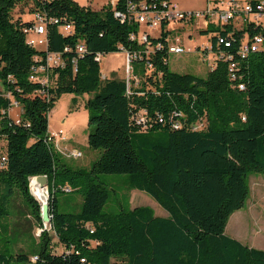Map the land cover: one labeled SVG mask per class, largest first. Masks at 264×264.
Instances as JSON below:
<instances>
[{
    "label": "trees",
    "instance_id": "1",
    "mask_svg": "<svg viewBox=\"0 0 264 264\" xmlns=\"http://www.w3.org/2000/svg\"><path fill=\"white\" fill-rule=\"evenodd\" d=\"M127 1L96 10L76 0H0V137L6 156L2 164L0 156V264H264L263 249L226 233L230 216L249 197L250 173H264V49L244 58L238 53L244 35L264 34V26L251 23L232 36L221 31L232 40L221 45L232 57L200 76L170 69L171 31L163 22L161 37L152 38L163 44L152 54L154 68L148 71L137 60L134 74L141 80L129 85L103 79L96 59L141 48L131 38L139 23L116 16L127 11ZM146 1L157 9L170 0ZM20 6L73 26L64 33L48 22V49L64 59L51 86L30 79L45 50L28 44L24 28L32 19ZM80 41L82 54L76 52ZM64 93L92 94L87 140L101 151L89 168L69 166L48 139L50 112ZM13 100L22 108L18 119L9 114ZM101 173L127 174L128 188L150 194L168 215L141 205L105 210L110 192L96 180ZM40 174L48 176L52 222L36 236L12 218L24 212L44 228L30 188ZM66 185L82 193L80 209L60 208L57 191H67Z\"/></svg>",
    "mask_w": 264,
    "mask_h": 264
},
{
    "label": "rangeland",
    "instance_id": "2",
    "mask_svg": "<svg viewBox=\"0 0 264 264\" xmlns=\"http://www.w3.org/2000/svg\"><path fill=\"white\" fill-rule=\"evenodd\" d=\"M80 4L87 5L90 0H76ZM174 4L178 6L181 11H202L206 10L209 6L208 0H171ZM20 12L23 14L24 18L27 20L33 19V15L30 14L27 7L20 6ZM183 25V26H182ZM170 32V43H176V39L179 38L182 43V47L185 49L182 55L170 54L169 57V67L172 71L178 73H193L200 76H206L209 71L207 63L202 62L198 54V45L209 44L208 38L211 35V31L208 34H202L201 29L193 24L176 23L172 22L169 26ZM102 68L106 75L111 77L125 79L128 76L129 70L127 69V55L124 51L107 53L102 56ZM4 84L0 81V89H4ZM92 97L91 93H83L80 95L73 93H64L58 99L55 107L50 112L49 123L50 129H55L60 124L61 121L65 120L63 126H60V131L62 134L60 138H55L53 143L56 147V151L60 154L61 158L71 167H83L89 168L91 163L100 155V149H95L88 144V118L89 110L87 107L88 100ZM14 116L18 114V117L22 114L21 107H14L12 112ZM56 126V127H54ZM59 127V126H58ZM58 134V133H57ZM64 136V137H62ZM73 150H78L82 154L79 157H74L72 155ZM5 151V141L0 137V156L4 154ZM127 174H111V173H101L96 179L97 181H102L107 184L110 197L105 205V210H118L122 207H135V206H149L154 210L157 216H167L168 211L164 209L155 198L143 190L130 189L126 184ZM250 184V195L245 203V206L235 211L229 218V222H234L237 224L238 228L246 231L250 238L248 243L251 242V238L254 239L256 248L264 250V173L252 172L249 175ZM38 186L33 184L32 193L36 199L40 202V198L36 196L35 190ZM39 190H46L49 193V200L51 197V192L49 187ZM57 198L59 200V205L62 210L75 211L80 209L81 203L83 201V195L78 190H67V191H57ZM17 202V206L22 207V202L20 198ZM250 206L256 209L252 210ZM258 208V209H257ZM245 215V218H240ZM263 217L261 221V230L259 233H250L252 229V221L255 217ZM17 221L20 228L26 230L27 232L33 233L36 236L39 235L42 229L50 230L51 225L48 224L45 228H39L34 222L33 218L29 214L16 215L12 218V222ZM44 225V224H43ZM254 226V225H253ZM226 233L233 237L230 230L227 229ZM53 232V231H51ZM53 244L57 247V251L62 250V246L59 244L57 237L53 239ZM18 247H25L29 250V247L24 245L22 242L18 243Z\"/></svg>",
    "mask_w": 264,
    "mask_h": 264
},
{
    "label": "built area",
    "instance_id": "3",
    "mask_svg": "<svg viewBox=\"0 0 264 264\" xmlns=\"http://www.w3.org/2000/svg\"><path fill=\"white\" fill-rule=\"evenodd\" d=\"M118 0L113 2L114 6ZM209 6L202 11H181L178 6L171 1H164L163 8H153L146 0H128L127 11H116V16L125 20L128 16L135 19L140 25V30L131 35V38L141 44V48L135 51L122 50L127 55V69L129 70L126 81L128 84L139 83L141 76L134 74V63L137 60H143L146 64V69L151 71L154 64L151 61L152 54L156 52V46H163L160 40L154 41L152 38L161 37V28L163 22H168V29L172 22L189 23L197 26L201 30H210L211 34H215L216 41L213 43L210 39L209 44H202L198 46V54L202 62L207 63L209 69H213L219 59H228L232 55L221 48V45L231 46L232 40L223 35L221 31H227L229 36H232L236 30H242L248 24H258L264 26V0H208ZM32 23L24 28L27 34V42L29 45L36 48L44 49V57H36V62L31 67L30 79L41 83L43 86H51L57 77L55 68L64 65V59L61 52L50 51L48 49L47 26L48 22L60 24V29L64 33L72 31L73 26L70 22L60 23V18L48 17L41 12L33 14ZM183 26V25H182ZM171 31V30H170ZM170 36V35H169ZM168 36V45H178L179 53L180 46H183L180 39H176V43H170ZM69 48L66 47L65 50ZM264 49V34H255L249 37L247 34L240 40L238 53L244 58L252 52H257ZM76 52L79 54L83 52L82 41L76 45ZM102 54H98L96 59L101 65L102 78H111L110 74L106 75L102 68ZM236 67V63L231 61L230 70ZM161 75V73L159 74ZM235 75H233L234 77ZM240 88H244L240 84ZM19 107V103L13 100L12 106L9 108V114L14 109ZM144 115L147 113L143 110ZM144 119H139V122ZM179 125L177 124L176 127ZM60 126L55 129L49 128V136L53 133H58ZM81 152L73 150L74 157L81 156ZM6 160V156H1V164ZM34 178V177H33ZM32 178V179H33ZM31 179V181H32ZM72 189L70 185H66L64 190ZM36 259V257H34Z\"/></svg>",
    "mask_w": 264,
    "mask_h": 264
},
{
    "label": "crops",
    "instance_id": "4",
    "mask_svg": "<svg viewBox=\"0 0 264 264\" xmlns=\"http://www.w3.org/2000/svg\"><path fill=\"white\" fill-rule=\"evenodd\" d=\"M115 1H116V0H90V2H89L88 4H90L91 7L94 8V9H96V10H101V9H103V8H104L106 5H108V4H114L113 2H115ZM170 1H171V0H170ZM171 2H172V1H171ZM88 4H87V5H88ZM82 5H83V4H82ZM84 5H85V4H84ZM180 42H181V40H180ZM198 46H199V45H198ZM198 46H197V47H198ZM0 90H4V89H0ZM13 110H14V109H13ZM13 110L10 112V116L13 117L14 119H18V118H19V117H18V114H16V116H14V115L12 114ZM64 123H65V120L61 121L60 124L58 123V126H63ZM58 126H57V127H58ZM54 127H56V126H54ZM49 128H50V123H49ZM249 195H250V194H249ZM250 208H251L252 210L256 209V208L253 207V206H250ZM257 209H258V208H257ZM240 218H245V215L241 216ZM262 220H263V217L261 218L260 216H259V217H255V218L253 219L252 224H253L254 226L252 225V229H253V230H251L250 233H254V234H255V233H259V229L261 230L262 225H264V224L261 223ZM261 224H262V225H261ZM227 226H228L227 229L230 230V232H231V234L233 235L234 238L240 240L241 242H243V243H245V244H247V245H249V246H251V247H255V246H257V245L255 244V241H254L253 238H251V242L248 243V240H249V238H250L249 234L246 233V231L243 232V230L239 229L236 223H234V222H233V223H232V222H229V224H228ZM255 248H256V247H255Z\"/></svg>",
    "mask_w": 264,
    "mask_h": 264
},
{
    "label": "water",
    "instance_id": "5",
    "mask_svg": "<svg viewBox=\"0 0 264 264\" xmlns=\"http://www.w3.org/2000/svg\"><path fill=\"white\" fill-rule=\"evenodd\" d=\"M34 178L37 182L40 183L42 187H49L48 176L46 174H40L35 176ZM30 188L32 190V181L30 182ZM41 217L45 228L48 224L51 225L52 215L49 197H47L44 201H41Z\"/></svg>",
    "mask_w": 264,
    "mask_h": 264
},
{
    "label": "bare ground",
    "instance_id": "6",
    "mask_svg": "<svg viewBox=\"0 0 264 264\" xmlns=\"http://www.w3.org/2000/svg\"><path fill=\"white\" fill-rule=\"evenodd\" d=\"M184 50L185 49L182 46H180V53L183 54L185 52ZM170 52L173 53V54L179 53V46L178 45H173L170 48ZM59 134H62V132H58V134L57 133H53L50 136L52 137L53 140H55V138H60V135ZM62 137H64V136H62ZM33 184L37 185L38 188L39 187H41L42 189L47 188V187H42L40 185V183L35 180V178L32 179V190H33ZM38 188H37V190H35V193L34 194L36 196H38L40 198V200L44 201L47 197H49V193H47L46 190L43 191V190H39ZM33 192H34V190H33Z\"/></svg>",
    "mask_w": 264,
    "mask_h": 264
}]
</instances>
